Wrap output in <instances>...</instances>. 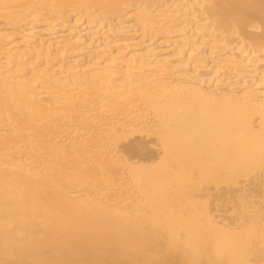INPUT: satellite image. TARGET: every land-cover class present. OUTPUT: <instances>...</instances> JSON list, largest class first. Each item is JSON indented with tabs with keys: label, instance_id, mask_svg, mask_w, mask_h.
Returning a JSON list of instances; mask_svg holds the SVG:
<instances>
[{
	"label": "bare ground",
	"instance_id": "obj_1",
	"mask_svg": "<svg viewBox=\"0 0 264 264\" xmlns=\"http://www.w3.org/2000/svg\"><path fill=\"white\" fill-rule=\"evenodd\" d=\"M0 264H264V0H0Z\"/></svg>",
	"mask_w": 264,
	"mask_h": 264
}]
</instances>
